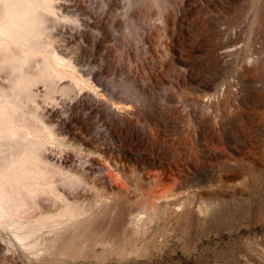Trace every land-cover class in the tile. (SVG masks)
I'll return each mask as SVG.
<instances>
[{
    "label": "bare ground",
    "instance_id": "bare-ground-1",
    "mask_svg": "<svg viewBox=\"0 0 264 264\" xmlns=\"http://www.w3.org/2000/svg\"><path fill=\"white\" fill-rule=\"evenodd\" d=\"M196 4L0 0V264L80 255L87 228L139 230L160 206L188 210L163 183L165 169L148 192L128 173L148 176L147 158L169 161L160 130L179 120L189 131L206 128L210 109L228 98L192 97L189 82L207 85L205 61L234 55L224 45L231 33L206 38L209 21L195 17ZM129 196L147 207L127 218L119 200Z\"/></svg>",
    "mask_w": 264,
    "mask_h": 264
},
{
    "label": "rangeland",
    "instance_id": "rangeland-1",
    "mask_svg": "<svg viewBox=\"0 0 264 264\" xmlns=\"http://www.w3.org/2000/svg\"><path fill=\"white\" fill-rule=\"evenodd\" d=\"M199 1L195 17L204 12L208 19L206 38L231 33L232 39L224 37V45L234 55L221 65L206 60L207 85L189 82L196 88L192 97L226 91L228 98L221 96L210 109L206 128L189 131L179 120L160 130L162 151L169 161L153 166V160L145 159L149 177L141 170L133 172V166L128 173L133 180L135 174L142 178L148 192L165 169L163 183L176 188L181 203L191 206L179 216L160 206L138 231L127 223L112 231L87 228V236L78 239L80 255L63 257L54 252L32 264H264V61L250 64L264 59V0L248 4L204 0L200 5ZM200 25L197 20L193 27L196 36ZM258 28L260 34L253 36ZM210 49L221 52L211 43ZM177 67L187 69L179 61ZM201 75L199 70L195 73ZM131 156L133 163L139 158ZM119 203L125 217L146 206L134 196Z\"/></svg>",
    "mask_w": 264,
    "mask_h": 264
}]
</instances>
